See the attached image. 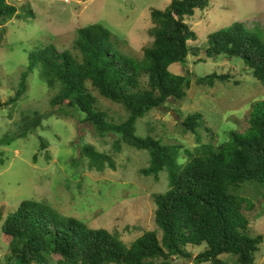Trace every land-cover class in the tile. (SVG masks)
Masks as SVG:
<instances>
[{
	"label": "trees",
	"instance_id": "1",
	"mask_svg": "<svg viewBox=\"0 0 264 264\" xmlns=\"http://www.w3.org/2000/svg\"><path fill=\"white\" fill-rule=\"evenodd\" d=\"M210 3L172 0L165 10H152L154 41L142 59L116 48L111 32L100 24L78 30L74 51H59L55 44L27 51L16 94L7 103L0 102V109L19 107L35 73L52 97L49 114L24 113L16 123L19 132H25L22 137L37 136L49 118L74 119L92 126L97 137H113L118 153L125 146L149 152V167L141 174L159 181L166 171L169 189L155 196L157 230L145 232L130 245L117 233L92 230L77 219L63 217L48 202L23 201L1 223L10 248L6 264H171L174 259L230 264L226 256L234 258V264H257L264 235L249 234L250 221L244 211L254 206L241 191L247 185L264 189V101L253 106L244 133L231 132L229 141L217 147L209 142L185 151L184 164L180 163V146L137 136L139 120L165 108L170 100L177 103L186 99L192 88L187 67L194 52L190 42L198 40L188 20L198 12H208ZM18 14L17 6L0 0V44L6 38V25ZM206 53L215 58L241 59L251 75L264 83V38L241 23L209 34ZM174 64L182 66L183 74L170 71ZM231 80L229 74L214 73L197 77L196 85L214 88L218 81ZM95 92L122 106L128 114L125 122H121L125 114L110 121L99 109ZM202 120L199 113L189 115L182 123L183 130L197 134ZM38 141L40 153L45 152V139L39 136ZM81 155L91 169L116 170L113 159L93 146H84ZM203 245H207L205 251L194 256L191 249Z\"/></svg>",
	"mask_w": 264,
	"mask_h": 264
},
{
	"label": "rangeland",
	"instance_id": "2",
	"mask_svg": "<svg viewBox=\"0 0 264 264\" xmlns=\"http://www.w3.org/2000/svg\"><path fill=\"white\" fill-rule=\"evenodd\" d=\"M172 0H9L18 7L19 16L9 22L5 40L0 44V102L15 96L21 73L27 64V51L55 44L59 51H74L78 30L100 24L112 34L116 48L136 59L154 41L152 10H165ZM208 12H198L188 20L198 40L190 42L187 67L192 74V88L182 102L170 100L165 108L155 110L137 122V136L156 137L181 149L180 163L187 161L185 151L213 142L219 146L229 141L231 132L244 133L249 127L253 106L264 101V83L251 75L241 59L215 58L207 54L209 34L234 22L241 23L264 38V0H211ZM225 58V59H224ZM170 71L183 74L180 64ZM217 73L230 75L231 82H216L214 88L196 85L197 77ZM35 73L19 107L0 109V264L10 254L9 240L2 234L1 223L18 210L23 201L50 203L65 218L81 221L92 230L117 233L128 245L145 232L157 230L155 196L169 189L166 171L160 180L146 177L150 154L125 146L114 149V138L97 137L92 126L74 119H47L36 135L19 132L23 114L50 113L52 97ZM40 81V82H39ZM145 82L147 79L144 80ZM235 82H239L236 84ZM99 98L98 107L110 121L118 116L127 119L122 106ZM203 116L197 134L186 133L182 123L191 114ZM125 114V115H124ZM48 144L40 153L38 137ZM14 138V139H13ZM93 146L113 159L115 169L98 172L81 155L84 146ZM35 155L37 161L34 160ZM5 162L3 164L2 162ZM241 195L253 204L245 208L251 236L264 235V189L247 185ZM207 245L191 249L196 256ZM230 264L232 257H224ZM171 264H194L192 260L174 259ZM264 264V244L257 256Z\"/></svg>",
	"mask_w": 264,
	"mask_h": 264
}]
</instances>
